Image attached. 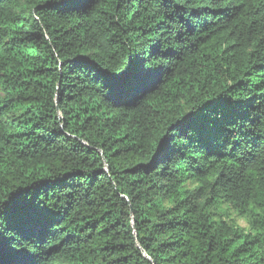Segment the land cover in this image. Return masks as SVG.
<instances>
[{
    "label": "trees",
    "instance_id": "1",
    "mask_svg": "<svg viewBox=\"0 0 264 264\" xmlns=\"http://www.w3.org/2000/svg\"><path fill=\"white\" fill-rule=\"evenodd\" d=\"M0 193L5 264H264V0H0Z\"/></svg>",
    "mask_w": 264,
    "mask_h": 264
},
{
    "label": "snow or ice",
    "instance_id": "2",
    "mask_svg": "<svg viewBox=\"0 0 264 264\" xmlns=\"http://www.w3.org/2000/svg\"><path fill=\"white\" fill-rule=\"evenodd\" d=\"M67 2L71 3L73 0H67ZM93 70L97 71L99 76L104 79L105 87L109 89V98H111V94L115 93L132 96L141 92L146 88L147 80L159 71L158 68L150 65L149 62L145 60H141L139 63H136L135 61L131 62L128 67L119 74H109L99 68H95ZM23 195V193H16L12 197H7V200L0 199V207H11L16 200ZM6 196V193H0V197ZM4 231V225L0 223V264H5L3 259ZM11 256L12 258L7 262V264H29L26 251H13Z\"/></svg>",
    "mask_w": 264,
    "mask_h": 264
},
{
    "label": "rangeland",
    "instance_id": "3",
    "mask_svg": "<svg viewBox=\"0 0 264 264\" xmlns=\"http://www.w3.org/2000/svg\"><path fill=\"white\" fill-rule=\"evenodd\" d=\"M232 217L235 218L236 222L243 227H247V221L244 218L237 217L234 213H232Z\"/></svg>",
    "mask_w": 264,
    "mask_h": 264
}]
</instances>
